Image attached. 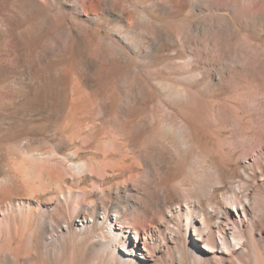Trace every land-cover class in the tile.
<instances>
[{
    "label": "bare ground",
    "instance_id": "obj_1",
    "mask_svg": "<svg viewBox=\"0 0 264 264\" xmlns=\"http://www.w3.org/2000/svg\"><path fill=\"white\" fill-rule=\"evenodd\" d=\"M242 31L264 0H0V264H264V37ZM84 47L100 76L70 71Z\"/></svg>",
    "mask_w": 264,
    "mask_h": 264
},
{
    "label": "rangeland",
    "instance_id": "obj_2",
    "mask_svg": "<svg viewBox=\"0 0 264 264\" xmlns=\"http://www.w3.org/2000/svg\"><path fill=\"white\" fill-rule=\"evenodd\" d=\"M167 19L164 20V22H166ZM243 34V35H242ZM242 36H245L246 40H250L252 42H259L262 40V38L264 37L263 34L258 33L256 31H252V32H248L247 31H242ZM88 48L89 47H84L80 50V55L76 56L75 53L76 51H72L70 58H69V64H70V71L73 74H77L78 72L81 74H84V72H89L92 74V76L94 77H98L100 76V71L99 68L96 69H92V71H88L86 70V64H85V58L88 55ZM140 48H142V45L140 46ZM35 63V62H34ZM49 63V62H47ZM36 70L33 72V74L38 75L41 71H42V66L41 65H37ZM102 82V81H101ZM100 82L98 83V86H96L97 90L99 91H103V92H107L110 88H111V81H106L104 83H101L103 85H99ZM47 112L46 111H42L40 113L34 114V115H24L23 118V122L25 123L26 126H28L29 124L31 125H38L39 123L45 122V120H47ZM34 131V138H40L38 140H43L45 139V136L47 135V132L44 128H40V129H35L32 130ZM41 136V137H40Z\"/></svg>",
    "mask_w": 264,
    "mask_h": 264
}]
</instances>
